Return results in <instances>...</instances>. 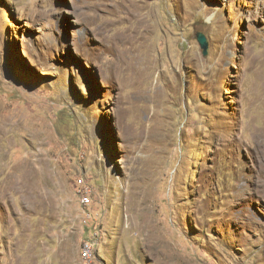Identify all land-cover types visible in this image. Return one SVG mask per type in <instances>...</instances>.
<instances>
[{
  "label": "rangeland",
  "instance_id": "374dc122",
  "mask_svg": "<svg viewBox=\"0 0 264 264\" xmlns=\"http://www.w3.org/2000/svg\"><path fill=\"white\" fill-rule=\"evenodd\" d=\"M0 264H264V0H0Z\"/></svg>",
  "mask_w": 264,
  "mask_h": 264
},
{
  "label": "water",
  "instance_id": "95a60500",
  "mask_svg": "<svg viewBox=\"0 0 264 264\" xmlns=\"http://www.w3.org/2000/svg\"><path fill=\"white\" fill-rule=\"evenodd\" d=\"M196 40L202 49L203 55L207 54V48H208V41L206 39V36L202 32H197L196 33Z\"/></svg>",
  "mask_w": 264,
  "mask_h": 264
},
{
  "label": "bare ground",
  "instance_id": "6f19581e",
  "mask_svg": "<svg viewBox=\"0 0 264 264\" xmlns=\"http://www.w3.org/2000/svg\"><path fill=\"white\" fill-rule=\"evenodd\" d=\"M135 15H136V13H135ZM144 24H145V23H144ZM40 165H41V164H40ZM42 171H43L42 174H44V173H45V169L42 170ZM32 185L39 189V193H38V195H39L41 198H44V197L47 196L46 191L43 189V182H42L41 180H39V181H38V180H37V181L34 180V181L32 182Z\"/></svg>",
  "mask_w": 264,
  "mask_h": 264
},
{
  "label": "built area",
  "instance_id": "2783aa9c",
  "mask_svg": "<svg viewBox=\"0 0 264 264\" xmlns=\"http://www.w3.org/2000/svg\"><path fill=\"white\" fill-rule=\"evenodd\" d=\"M85 200L88 201V198H85ZM88 249H90V248H89L88 245H86V247H85V249H84V252H86Z\"/></svg>",
  "mask_w": 264,
  "mask_h": 264
}]
</instances>
